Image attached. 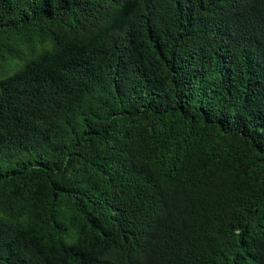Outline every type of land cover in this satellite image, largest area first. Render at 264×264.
<instances>
[{"label":"trees","instance_id":"16d2710c","mask_svg":"<svg viewBox=\"0 0 264 264\" xmlns=\"http://www.w3.org/2000/svg\"><path fill=\"white\" fill-rule=\"evenodd\" d=\"M0 264H264V0H0Z\"/></svg>","mask_w":264,"mask_h":264},{"label":"rangeland","instance_id":"374dc122","mask_svg":"<svg viewBox=\"0 0 264 264\" xmlns=\"http://www.w3.org/2000/svg\"><path fill=\"white\" fill-rule=\"evenodd\" d=\"M23 64V61L13 59L7 60L5 63L0 62V80L12 75Z\"/></svg>","mask_w":264,"mask_h":264}]
</instances>
